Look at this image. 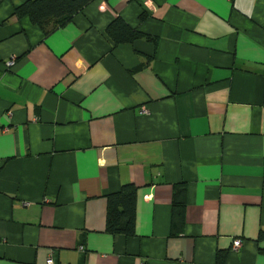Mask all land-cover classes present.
Instances as JSON below:
<instances>
[{
  "label": "crops",
  "instance_id": "1",
  "mask_svg": "<svg viewBox=\"0 0 264 264\" xmlns=\"http://www.w3.org/2000/svg\"><path fill=\"white\" fill-rule=\"evenodd\" d=\"M25 1L0 0V264H264V0H92L47 35Z\"/></svg>",
  "mask_w": 264,
  "mask_h": 264
},
{
  "label": "trees",
  "instance_id": "2",
  "mask_svg": "<svg viewBox=\"0 0 264 264\" xmlns=\"http://www.w3.org/2000/svg\"><path fill=\"white\" fill-rule=\"evenodd\" d=\"M92 0H26L17 5L13 15L18 18L28 17L30 21L41 28L44 35L57 29L81 12ZM50 26V30H48ZM106 35L114 44L132 42L143 37L138 30L130 27L123 19L116 17L105 29ZM176 188V186H175ZM181 188H176L173 208L180 211L183 201ZM136 188L126 184L107 198L106 230L111 233L131 235L134 226ZM180 200V201H179Z\"/></svg>",
  "mask_w": 264,
  "mask_h": 264
},
{
  "label": "built area",
  "instance_id": "3",
  "mask_svg": "<svg viewBox=\"0 0 264 264\" xmlns=\"http://www.w3.org/2000/svg\"><path fill=\"white\" fill-rule=\"evenodd\" d=\"M14 62H15L14 61V58H11L10 60H8L6 62L5 65H6V67H10V66H12L14 64ZM142 112L145 113L146 112V108H143L142 109ZM240 245H241L240 240H234V242H233V249L239 248ZM47 264H54V261L51 258H49Z\"/></svg>",
  "mask_w": 264,
  "mask_h": 264
}]
</instances>
